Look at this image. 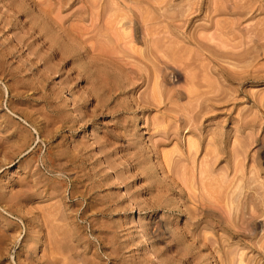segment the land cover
I'll list each match as a JSON object with an SVG mask.
<instances>
[{
    "label": "rangeland",
    "instance_id": "obj_1",
    "mask_svg": "<svg viewBox=\"0 0 264 264\" xmlns=\"http://www.w3.org/2000/svg\"><path fill=\"white\" fill-rule=\"evenodd\" d=\"M0 264H264V0H0Z\"/></svg>",
    "mask_w": 264,
    "mask_h": 264
},
{
    "label": "clouds",
    "instance_id": "obj_2",
    "mask_svg": "<svg viewBox=\"0 0 264 264\" xmlns=\"http://www.w3.org/2000/svg\"><path fill=\"white\" fill-rule=\"evenodd\" d=\"M57 176L60 177V176H62V174H59V173H58Z\"/></svg>",
    "mask_w": 264,
    "mask_h": 264
},
{
    "label": "bare ground",
    "instance_id": "obj_3",
    "mask_svg": "<svg viewBox=\"0 0 264 264\" xmlns=\"http://www.w3.org/2000/svg\"><path fill=\"white\" fill-rule=\"evenodd\" d=\"M57 251V250H56ZM54 253V252H53ZM51 254V253H50ZM52 255V254H51ZM53 260V259H52ZM55 260V259H54ZM58 260V259H57Z\"/></svg>",
    "mask_w": 264,
    "mask_h": 264
}]
</instances>
